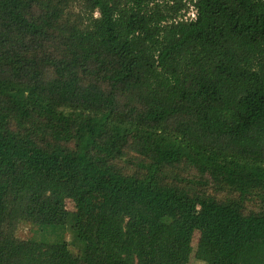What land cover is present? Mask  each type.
<instances>
[{
	"label": "trees",
	"instance_id": "16d2710c",
	"mask_svg": "<svg viewBox=\"0 0 264 264\" xmlns=\"http://www.w3.org/2000/svg\"><path fill=\"white\" fill-rule=\"evenodd\" d=\"M71 214L77 255L16 237ZM0 246L264 264V0H0Z\"/></svg>",
	"mask_w": 264,
	"mask_h": 264
},
{
	"label": "rangeland",
	"instance_id": "374dc122",
	"mask_svg": "<svg viewBox=\"0 0 264 264\" xmlns=\"http://www.w3.org/2000/svg\"><path fill=\"white\" fill-rule=\"evenodd\" d=\"M195 16L196 11L192 7H190L189 11H187L186 15L184 16V19H193L195 18ZM126 223L127 226L134 232L136 237L134 241L135 255L139 261H142L146 255L147 238L141 233L137 225L131 219H127ZM69 227H73V230H70ZM16 237L21 240H29L46 244H60L62 242H66V246L64 248L60 247L61 253L69 252L74 255H77L78 253V225L73 214L69 216L65 229L63 231L40 230L38 227H34L30 223H24L18 227L16 231ZM193 245L194 247H196L197 245V235L194 238ZM0 260L9 262V258L5 254V249L2 246H0ZM190 264L202 263L196 262L194 259V255H192Z\"/></svg>",
	"mask_w": 264,
	"mask_h": 264
},
{
	"label": "bare ground",
	"instance_id": "6f19581e",
	"mask_svg": "<svg viewBox=\"0 0 264 264\" xmlns=\"http://www.w3.org/2000/svg\"><path fill=\"white\" fill-rule=\"evenodd\" d=\"M70 230H73V227H69ZM76 231V230H75Z\"/></svg>",
	"mask_w": 264,
	"mask_h": 264
}]
</instances>
